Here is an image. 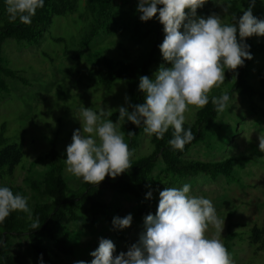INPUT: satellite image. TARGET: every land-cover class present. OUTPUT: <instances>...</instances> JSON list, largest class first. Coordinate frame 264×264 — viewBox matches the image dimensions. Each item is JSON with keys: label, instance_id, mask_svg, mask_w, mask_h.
I'll return each mask as SVG.
<instances>
[{"label": "rangeland", "instance_id": "obj_1", "mask_svg": "<svg viewBox=\"0 0 264 264\" xmlns=\"http://www.w3.org/2000/svg\"><path fill=\"white\" fill-rule=\"evenodd\" d=\"M114 26L110 31L101 32L92 43L84 48L77 45L81 35L85 32L90 18L85 10V0H79L75 13L66 16L55 15L51 24L43 32L37 44L27 45L24 41H17L8 37L2 43V55L8 66L18 70L29 80L25 85L17 79L7 78L9 93L0 99V125L6 123L5 134L11 139L22 143L23 157L15 168L12 176L0 178V185L12 183L22 187L21 195L28 197L30 208L46 198L29 186V179L40 180L47 168L46 161L31 166L35 157L52 148V143L45 136L55 137L58 128L57 118H63V126L57 135L55 148L63 149L71 143L74 130L81 128L75 113L81 107L93 110L111 109L118 112L120 106H127L125 96L126 86L116 81L112 89L108 90L97 85V78L101 66L96 56L106 55L132 62H139L148 56L155 35L140 40L135 39L134 32L139 27L141 13L137 11L138 0H113ZM212 5L207 16L215 13L222 17L224 23H232V14L237 18L243 14L240 4L234 0H220L221 3L231 4L232 7L225 14L223 7L211 0ZM254 16L264 18V2H260L253 10ZM199 16V17H207ZM238 36V34H237ZM53 37H63V42H56ZM254 42L264 41V36H252ZM164 39L161 34L160 44ZM65 51L68 54H65ZM99 52L101 54H99ZM79 53L78 59L70 55ZM47 54L48 56H45ZM155 63L150 67V78L161 64L171 65L163 60L160 49L156 52ZM264 67L261 55H255L250 66L248 82L258 85L257 72ZM220 88H214L211 96H218L222 90H229L234 78L227 76ZM231 106L206 126L204 141L192 145L186 153L187 158L206 161L220 160L227 156H236V175L243 185L228 181L222 175L216 177L198 174L181 179L169 187H181L184 183L191 185L190 194L203 196L212 201L217 214L225 218L224 228L220 239L226 231V214L234 213L233 220L238 223L239 231H247L253 226L264 228V152L258 148L259 135L264 133V104L254 96L250 98L233 92ZM254 100L263 108L262 114H255L249 108V101ZM196 110H190L187 122L191 124ZM119 113V112H118ZM110 119V118H109ZM115 122L114 120H112ZM125 142L127 138L124 136ZM152 149L149 136L145 133L138 137L137 146L132 150L135 158L139 154L148 153ZM163 166L159 160L154 170L156 173ZM70 187H78L82 181L76 180L64 170ZM100 200L105 203V213L91 215L80 209L83 219L65 223L64 229L70 234L69 244L71 254L58 253L52 248L51 256L59 264H74L83 260L90 264L93 257L90 255L98 245L100 238L111 239L116 245V252H127L129 247L137 243L140 234L145 231L144 219H136L134 214L140 199L128 194H119L112 190L107 183L101 182L96 186ZM160 198V197H159ZM159 203V199H158ZM158 207V206H157ZM156 207V210H157ZM156 212V211H155ZM153 213V215L155 214ZM133 217L130 227L119 229L112 224L114 217H124L127 214ZM121 234L117 237L115 230ZM214 232L210 229L209 235ZM247 234L242 239H235L228 251L232 254L234 264H264V249L256 250V246L247 240ZM11 252L25 262V264H40L23 238H16Z\"/></svg>", "mask_w": 264, "mask_h": 264}, {"label": "clouds", "instance_id": "obj_2", "mask_svg": "<svg viewBox=\"0 0 264 264\" xmlns=\"http://www.w3.org/2000/svg\"><path fill=\"white\" fill-rule=\"evenodd\" d=\"M208 0H138L137 11L143 22L157 19L163 25L164 39L159 45L163 60L171 66L161 64L154 73V79L144 75L139 78L138 89L144 94V101L118 108L115 122L109 117L111 109L96 111L81 107L75 118L81 128L74 130L72 140L66 147V172L76 180L99 186L106 177L115 179L127 172L132 164L133 151L125 142L124 133L118 124L127 118L140 127L149 137L163 139L171 128L173 136L168 144L173 150L183 151L194 139L187 122L190 110L203 109L209 103L210 93L220 88L225 81V70L235 73L245 60L252 59L245 40L252 36H264V19L253 15L256 0L237 18L233 13L232 23H224L215 13L205 17L197 16V10ZM223 6L225 14L231 4ZM45 0H5L9 23L17 20L30 25ZM161 6V7H158ZM238 34V36H237ZM235 78V77H234ZM231 95L222 90L218 96H211V103L217 114L229 109ZM131 109V111L129 110ZM129 135L135 133L129 132ZM258 148L264 152V133L259 135ZM191 185L165 187L159 192V203L155 214L144 218L145 231L137 243L127 252H116L111 239L100 238L98 247L90 253V264H234L220 236L225 218L221 219L212 201L203 196L190 194ZM152 192L146 194L151 198ZM27 214L33 222L32 229L41 226L39 218L33 220L28 197L14 194L10 187L0 186V224L12 212ZM133 217H114L115 228L131 226ZM210 229L214 232L209 235ZM2 243V242H0ZM43 264V254L40 257ZM74 264H86L75 261Z\"/></svg>", "mask_w": 264, "mask_h": 264}, {"label": "trees", "instance_id": "obj_3", "mask_svg": "<svg viewBox=\"0 0 264 264\" xmlns=\"http://www.w3.org/2000/svg\"><path fill=\"white\" fill-rule=\"evenodd\" d=\"M240 4V9H246L250 0H234ZM256 0L252 11L258 7L260 2ZM79 0H45L44 7L38 9L36 15L32 18L30 25L21 24L18 20L9 23L6 12L5 0H0V99L9 93L7 78L17 79L19 82L27 85L29 80L23 77L20 72L10 66L2 55V43L8 38H14L17 41H24L27 45L37 44L41 39L43 32L51 24L55 15L66 16L75 13L78 8ZM212 5L211 0L197 10V16H207ZM161 7V6H158ZM113 0H85V10L90 21L77 45L79 48L89 46L92 41L103 31H110L114 26ZM264 19L262 16H257ZM139 27L135 29L134 36L139 42L155 35L148 56L139 62H132L120 58H112L102 55L100 52L96 56V61L100 64L101 70L97 78V85H102L108 90L112 89L116 81H121L126 86L128 103L138 104L144 101V94L138 89L139 78L148 76L150 78V67L157 58L156 52L159 50L160 38L163 32V25L155 18L147 22L139 19ZM56 42H63V37H53ZM248 49L252 54V59L245 60L243 66L239 67L235 73L227 71V76L234 78L228 92H233L253 98L256 96L258 101L264 104V67L257 72L258 85L254 86L248 82L250 66L254 62L255 55H261L264 59V41L254 42L252 38H246ZM67 55L68 52L65 51ZM48 56L47 54H44ZM71 58L78 59L79 53ZM127 103V106H128ZM126 106V107H127ZM249 108L255 114H262L263 108L254 100L249 101ZM131 111V109H129ZM118 112H113L109 117L116 121ZM218 117L214 106L209 98V103L200 110H196L195 118L191 124H185L187 130L191 128L194 139L187 144L183 151L173 150L168 141L173 136V130L170 128L165 133L163 139H157L154 135L149 137L152 149L148 153H142L132 159L133 166L127 172L119 175L115 179L106 177L104 183L119 194H128L140 199L136 208L134 217L144 219L146 215L153 214L158 206L159 192L165 187H169L175 182L188 176L204 174L210 177L222 175L228 181L243 185L241 179L236 175L235 161L236 156H227L220 160H200L187 158L185 155L192 145L204 141L206 138V126ZM58 128L55 137L45 136V139L52 143V148L43 152L34 158L31 166L46 161L47 168L40 180L29 179V186L36 192L42 194L46 200L37 202L32 209L33 220L37 217L41 226L38 229L30 228L32 220L24 212H12L6 220L0 224V264H25L20 256L11 252L12 243L16 238H23L27 241L33 255L40 260L43 254V264H59L51 256L52 248L58 253L71 254L72 247L69 244L70 234L64 229V224L76 222L83 219L80 209L86 213L95 215L105 213V203L100 200L99 191L96 186L88 185L82 182L78 187H70L64 177L66 168V149L55 148L57 135L63 126V118L59 116ZM6 123L0 125V178L12 176L15 168L21 162L23 157V145L5 134ZM118 130L124 133L127 138L129 148L133 150L138 143V137L144 133L143 125L137 127L125 117L124 121L119 122ZM135 133L129 135V132ZM163 166L154 173L158 161ZM0 186H8L14 194H21L22 187L12 183H3ZM151 191V198L146 194ZM234 213L228 211L226 214V231L222 242L227 249L231 248L235 239H242L247 234V240L250 244L256 246V250L264 249V228L257 226L251 227L247 231H239L236 228L238 223L233 220ZM115 230L113 227H111ZM117 237L121 234L115 230ZM48 244H51L52 248Z\"/></svg>", "mask_w": 264, "mask_h": 264}]
</instances>
